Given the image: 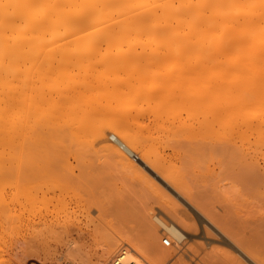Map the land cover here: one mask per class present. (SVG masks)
<instances>
[{
  "label": "bare ground",
  "instance_id": "1",
  "mask_svg": "<svg viewBox=\"0 0 264 264\" xmlns=\"http://www.w3.org/2000/svg\"><path fill=\"white\" fill-rule=\"evenodd\" d=\"M13 131L19 140L29 131L31 135L27 136L34 137V146L40 149L52 143L59 164L74 155L70 153L73 147L77 150L87 146L84 137L94 133V141L103 142L99 151L121 172L115 166L113 170L117 168L125 175L116 172V178L106 173L108 176L103 177L105 169H98L99 174L103 173L100 176L95 169L94 178L95 171L86 169V165L81 171L63 165L62 169L52 170L54 163L52 169L49 167L44 176L48 180L43 181L48 186L41 198L50 199L47 202L51 201L52 206L45 212L35 208L39 213L32 218L28 240L30 252L36 249L29 255H35L41 264H57L62 258L56 249L59 245L70 251L80 249L86 245L80 243L81 239L93 238L97 229L108 222L101 224V218L97 222L91 213L95 206L99 211L96 216L104 215L105 204L99 205V199L78 198L80 194H73L75 200L61 198L72 186L81 189L87 183L93 186L92 181L99 177L116 180L122 176L125 180L129 176L147 185L141 189L159 192L157 198L169 196L144 166L173 188L177 197L180 194L193 207L192 214L184 217L173 197L172 201L162 199L166 203L159 206L169 219L162 218L153 207L142 211L139 235L98 241L104 251L100 264H162L179 250L186 232L197 233L203 220L241 250L250 264H264V0H0V173L10 169ZM72 135L83 137L82 147L77 146L78 138L73 142L76 146L64 145L73 139ZM108 137L114 143H108ZM162 145L171 148L172 153L186 151L182 161L192 152L194 158H201L204 152L210 155L208 152L218 151L220 157L229 160L228 165H239V175L234 176L244 188L253 189V194L249 192L254 197L249 202L250 215L240 209L245 219L243 214L239 216V209L235 210L237 217L245 219L249 238L240 235L242 229L238 234L232 228L233 221L228 225L231 218L206 207L186 180L189 169H179L174 166L176 161L159 156ZM153 147H158V152ZM19 148L25 151L24 146ZM86 152L81 151L84 155ZM217 159L219 164L228 162ZM230 166L228 170L225 165L219 168L218 175L212 168L215 175L210 170L207 176L217 177L222 169L228 172L234 168ZM201 168L203 172L205 168L199 171ZM226 185L219 183L216 187L224 189ZM31 200L32 207L35 200ZM159 230L170 235L173 244L166 246L162 239L159 244ZM37 247L42 249L37 252ZM45 249H55L57 254H45ZM225 259L231 262L233 258L225 255Z\"/></svg>",
  "mask_w": 264,
  "mask_h": 264
},
{
  "label": "rangeland",
  "instance_id": "2",
  "mask_svg": "<svg viewBox=\"0 0 264 264\" xmlns=\"http://www.w3.org/2000/svg\"><path fill=\"white\" fill-rule=\"evenodd\" d=\"M26 63L29 65V62H26ZM13 115H14V120H15L14 112H13ZM16 115H17V113H16ZM13 133L15 135H13V137H12V143L13 144H12V150L10 153L11 154L10 155V161H11L10 169H8V171H6L5 174H4V172L0 173V264H32V263L41 264L39 262L38 258L36 259L35 255H34L35 256L34 259H33L34 256L32 257L31 255H29V253L33 252L36 249H34L35 248L34 247L33 250H31V252H30V246L28 244V240L31 236L30 233L32 232V230H31L32 225L31 224H32L33 219L37 218L39 212H41V211L45 212L48 210L47 208H51V206H52L51 201L47 202L50 199H48L46 201L45 200L46 197H45V199L41 198V197H43L42 192L48 186V184H45V183H44L45 185L43 184V181H45V179H46V178H44V176L46 177L45 172L47 170H50V168L55 164V166L52 167L53 169L51 168L52 170L56 169L57 167H58V169L59 168L62 169L64 166H68V167L72 166V167L76 168V171H79L80 168H82L83 170H86V169L89 170L90 169V171H92L94 173L95 169H96V171H98V169H100V170L105 169V171H103L104 175H102L103 173L99 174L100 170L97 172V174H99V176L102 175L103 177H107L108 175L109 176L111 175V176H113V178H116L118 176V175H116L117 168L119 171L121 169H119L120 167L117 166L116 163L112 165V163H114V162H112L108 157H106V155L103 154V152L99 151L102 148L103 142L98 141L99 139H97V141H94L95 140L94 139V137H95L94 133L91 134V132H90L88 137L87 136H86V138L84 137L85 142H86V139L88 140L86 143H87V146L90 145L89 146L90 148L89 147L87 148V146H85V147L81 146L80 140L83 137H76L75 135H72L73 139L72 140L68 139L70 141V143H68L69 142L68 140H66L68 142L65 143V140L63 139V144L65 143L64 145H66L68 148L74 142V139H76V141H77V138H78V141H80V144L77 143V146H79L78 148L82 147L80 149L75 150L74 148H76V147L72 146L74 152H70V153H72L74 155H71V156L68 155L70 158L66 157V160L67 159H69V160H67V161L65 160L66 162L64 161V164L63 163L59 164L58 161L56 160V156L54 155V152L52 150V146H53L52 143H50V144L48 143L44 146L45 148L42 147L40 149V147L37 148L34 146V137L32 138V137L27 136V133L29 135H31L29 133V131H27L25 137H20V140L22 142L18 139V137H16L17 133L15 131H13ZM110 134L111 133L108 132V136ZM92 136H94V137H92ZM69 138H72V137H69ZM24 140H25V142H24ZM29 140H31V141L29 142ZM90 141H93L94 144L93 143L92 144H93L94 149L91 147L92 144H90L91 143ZM111 142L114 143V141H112L108 137V143H111ZM20 143L24 144V145H20ZM29 145H31L32 147ZM72 145L76 146V144H74V143ZM16 146L18 147L17 149H19V151H16L17 150V149H15ZM19 146H24L25 151L27 150L28 156L24 155V154H26L25 151H23V150L20 151ZM162 146L159 147L160 148L159 156H161V154H162V156H166L169 161H170V159H171V162L174 160L173 163L176 161L175 164H177V166L176 165H174V166L178 167L179 169L181 167H184L185 171L187 169H189L186 171V176H185L186 180L188 179L189 184L192 185L193 191L195 189L198 192V193H196V191H194L198 195V197L201 198V201L206 204V207L209 208L210 210H213L217 214H220L224 218L225 217H227L228 219L231 218V220L227 219L228 221H230V223H228V225L233 224L232 223V221H233L234 222L233 225H235V227H233V225H232V228L233 229L235 228L234 230L236 232L238 231V234L243 231L240 234L242 237L245 236L243 238H246V236H248V238H249L250 233L248 232V228H246V225L244 222L246 219L245 218L246 216L243 212H246L247 216L250 215V214H248V213H250L249 212V210H250V203L249 202H250V199H253L254 197L253 198L250 197L249 192H252V194H253V191H252L253 189L252 188L250 189L249 186H246L243 184L244 186H246V188H248V189H246L242 186V184H239V180H237L238 179L237 175H239V173L237 174V172H239V170H240L238 168L239 165L235 166L234 163H231V166H234V168L232 167V169H236V172H235V170H232V169L229 170L228 172L225 171L224 169H222L223 172L225 171L224 172L225 175L222 174L223 172H219V174H220L219 176H220V178H222V176H224L225 178L224 179L222 178V180L218 179L219 181L218 180L216 181L217 177H219V176H217L218 171L220 170L219 168H221V167L224 168V165H225V167L230 166L227 164V163H229V160L222 158L223 157L222 154H221L222 157H220V153L218 154V151H215L212 153L208 152V154L210 153V155H207V154L204 155L205 152L202 155L203 152L202 153L200 152L201 154H199V155L200 156L202 155V157L204 159L202 157L201 158L200 157L194 158V157H196V154L194 155V152H192V154L194 155L193 156L191 154V157L193 156L192 158L188 157L187 159L182 161L181 158H186L185 157L187 155L185 153L186 151L182 152L180 149V150H177V152L179 151V152H181V154L179 152L175 153L174 151H173V153H174L173 154L171 151L172 150L171 148L170 149H169V147L164 148V146L163 147ZM30 147L33 149L32 151L34 152V154H33V152H31ZM71 148H69V149H71ZM156 148H158V147H153V149H155V151L157 150V152H158L159 148L158 149H156ZM86 149L88 150L87 152L85 151ZM161 150H163V151L161 152ZM81 151L86 152L87 155L85 154L86 155L85 156L83 153H81ZM152 151L153 152H151V150H150L151 153L158 154L157 152L155 153L154 150H152ZM168 151H169V153H168ZM22 152H24V153H22ZM92 153H95L96 156L93 155ZM184 153L186 155L184 157L183 156L181 157V155H184ZM189 153H191V152H189ZM195 153H196V151H195ZM81 154H83V157L84 158L86 157V158L85 159L82 158ZM215 154H217V156ZM212 155L214 158L211 157ZM128 156L130 157V155H128ZM175 156H177V159ZM173 157H175V159ZM197 157H198V154H197ZM218 157L220 158V161L226 160L228 162H226V163L224 162L225 164H223L221 162V164H219V159H217ZM77 158H79V159H77ZM130 158L132 159V156ZM81 159H82V161H81ZM132 160L134 161V159H132ZM217 160H218V162H217ZM137 161H139V160H137ZM88 162L90 164H87ZM48 163L49 164L52 163V165L51 164L48 165ZM109 163H110V166H109ZM217 163L220 165V166L218 165L219 168L216 166ZM198 164L201 166H199ZM222 164H223V166H222ZM62 165H63V167H62ZM79 165H81L82 167ZM113 166L117 167V168L114 167L116 169V171H115V169L113 170ZM188 166H189V168H188ZM202 166H203V169L205 168L204 170H206V171L203 170V172H202V168H201V171H199L200 170L199 168ZM85 167H86V169H85ZM194 167H195V170H194ZM77 168H79V170ZM144 168L147 170L148 173L150 171V174L152 173L153 177L156 180H158V182H160L163 185V187L165 188V190L169 193V196H162L163 200H164V198H165V200L167 198L166 201H172L170 198L173 197L174 203L180 205V211H181L180 213L184 217L192 214L193 207L189 203H187L179 193H178L179 195L177 197V195H176L177 192H175V190H173V188H171L168 184H166L159 176L157 177V174H155L149 167L144 166ZM212 168L215 169V171ZM109 169H110V171H109ZM111 169L113 171H111ZM207 170H209V171H207ZM210 170H212V173H213V171H214V173L217 172V175H216L217 177H214V178L213 177L211 178L210 176L208 177L207 172H210ZM227 170H228V167H227ZM96 171L94 173V178H95V176H97ZM192 171H193V173L191 174ZM183 172H184V169H183ZM187 172H188V174H187ZM105 173L108 175H105ZM119 173L117 172V174H119ZM205 173H207V174H205ZM196 174H197V176L200 175V177H198V178H200L201 180L197 179ZM234 174H237V175L234 176ZM114 175H116V176L114 177ZM120 175L123 176L124 174L120 173ZM204 175H206L207 178L204 177ZM227 175H229L231 177L228 178ZM121 177H120V179H116V180L112 179V178H110L111 180H108L109 177H108V179H102L101 180V177H99L102 182L99 180V178L95 179L94 182L92 181V183H91V184H94V183L95 184L91 187L89 186V183H87L88 186L81 187V189L78 186L79 190L77 189V186H75V188L72 186L73 190H72V188L69 187L71 190L68 189V190H66V192L63 193L64 196L66 195V197H63V195H62L61 198H63V199L65 198L66 201H69L71 199L75 200L76 198L73 197V194L75 197H77V195L80 194L78 198L89 196L90 198L93 197L96 200L99 199L97 201L98 204L102 205V206L105 204L104 208H106V209L109 208L110 210L104 209L105 210L104 211L105 213H103L104 215H101L102 217H100V216L98 217V216H96L97 213L99 214V211H97V208L95 206L91 207V209H92L91 213L95 216V218L97 217L96 220L97 219L99 220L101 218L99 220V222H101V224H102V222H106V221H108V222L102 224V227L104 226L103 228L100 227L99 229H97L99 232L96 231L94 234L96 238L93 235V238H92V236H88V238L81 239L82 242L80 241V243H83L84 245L85 244L86 245L84 247L83 246L80 247V249L78 248V249H74V250L70 251L69 249L67 250V246L65 247L63 245H59L56 248L57 250L59 249V251H57V250L56 251L58 253V257H62V258H61V260L59 259L61 261V263L59 261V262H57V264H80V263L81 264H100V261L102 260V258L104 256V251L102 250L101 245H99L98 243L101 242L103 238H104L103 240H105V239L113 240L119 235H121V236L139 235L141 229H139L140 223L138 224V221H139L138 218L140 217L141 212L146 210V209L153 207L156 210H158V212H159L158 215H161L162 218L165 216L164 217L165 220L169 219V217L167 216V214L164 212V210L161 207L162 204H160V203H166V202H164V201L162 202L161 201L162 199L157 198L159 192L155 193L156 190H154L153 188H152V190L147 189V188L141 189V188H144L143 186L146 187L147 185H144V183H141L140 181L135 180V179L130 180V179H133L134 177L131 178L129 176H126L125 180H123L124 178L122 179ZM127 177H129V179ZM194 178L197 179L196 182H193ZM228 179H230L232 181V183L234 181V183L232 184L233 186L235 185L234 187L232 185L230 186V184H228L229 182L231 183V181H229ZM46 180H48V179H46ZM103 180L105 182H103ZM112 180H115L114 183L117 181L118 182L114 184L112 182ZM126 180H128L127 183H126ZM240 180L244 181L243 178ZM199 181H201V182H199ZM225 182L227 183V185L225 186L224 189H222V188L219 189V187H216L217 184L219 186V183H220V185H223ZM214 183H216V184H214ZM241 183H243V182H241ZM244 183L246 184L245 181H244ZM96 184H97V186H96ZM132 184H133V186H132ZM98 185H100V187H98ZM43 186H44V188H42ZM196 186H197V188H195ZM236 186L239 189H237ZM240 187H242L243 189ZM150 188H151V186H150ZM209 188H210V190L212 189L210 192L211 194L209 193V191H210ZM227 188H229V189H227ZM102 189H104V190H102ZM218 189L220 191H217ZM221 189L222 190L226 189V192L227 191L228 192L227 193L224 191L221 192L222 191ZM81 190H83L85 192H83ZM101 190H102V193L104 195L101 193ZM243 190H244V192H242ZM97 191L100 193V194L98 193L99 195L95 194V193H97ZM214 191H216L217 193ZM77 192H78V194H77ZM83 193H85V194L87 193V194L86 195L84 194V196H83ZM242 194H243V196H242ZM31 195H36V197H37L36 198L35 196H32L33 201L35 200L34 201L35 203L33 202V204H35V205L32 207H31V205H32ZM100 195H102V196H100ZM160 195L161 194H159V196ZM49 196H51V195H47V197H49ZM246 196H247V200H245ZM259 196L260 195H258V196L256 195V197L261 198V196L260 197ZM29 198H31V199H29ZM174 199H176L177 201ZM29 200L31 203H29ZM116 202H118V203H116ZM47 203H48V205H47ZM168 203L169 202H167V204ZM182 203H184L185 205H183ZM43 204H45V207L41 208L42 206H44ZM159 205H161V206H159ZM164 205H163V207H164ZM186 205L188 207H186ZM35 208L39 212H37V210ZM45 209H47V210H45ZM93 209H95V210H93ZM238 209L239 210L240 209L245 210V211L243 210V212H241V210H240L241 214L239 215V216H242V214H243L245 219H243L242 217H239V216L237 217V215L239 214L238 213L236 215V212L238 211ZM235 210H237V211L235 212ZM194 212H195V210H194ZM108 213H110L111 216ZM91 215H89L90 218L93 216V215L92 216ZM105 216H108V217H105ZM106 218H107V220H106ZM109 218H110V220H109ZM87 219H88V217H87ZM239 219L243 222L244 225H242V223H240L241 221L240 222L235 221V220H239ZM98 220H97V222H98ZM102 220H105V221H102ZM236 223L238 224V226H240L239 229H236L237 228ZM205 227H206V229H205ZM100 229H101V231H100ZM240 229H242V231H240ZM160 231L161 230H159V233H161ZM111 233H112L113 237L111 236ZM164 235H166V234L162 231V233L159 235L158 243L159 242L161 243V239H163L162 237ZM186 235H187V238L183 241V243H180L179 250H177L175 253H173L172 255L168 256L165 260H163L162 264H232V263L236 264L235 262H238L239 264H241L240 261H242V264H250V262H251L249 260V258H247V256H245V254H243V252H241V250L235 248V246H233V244L226 242L227 238H225V236L221 235L220 232L215 227H213V225H211V223L207 222V220L200 221V228L198 229L197 233L196 232H190V233L186 232ZM83 240H84V242H83ZM202 240H204V241H202ZM95 241L97 242V244L95 243ZM93 244L94 245L96 244V245L94 246ZM172 244H173V241H172ZM96 246H98L99 248H97ZM38 248L39 247H37V252L39 249H42V248H39V249ZM194 248H196V249H194ZM190 249H193V251L192 250L190 251ZM234 250L237 251V254H236V251H234ZM56 251H55V249H52L51 251L45 249L44 253L45 252L46 253L47 252L56 253ZM194 251H196V252H194ZM228 251H229V253H227ZM44 253H42L43 256H44ZM59 253H61V254H59ZM238 253H240V255H242V256H245L243 258H245L247 261H244L242 259V257H240L238 255ZM213 255L214 256L216 255V256L212 258ZM219 255L221 256V258H223V260L220 258ZM225 255H230L233 258L232 261L230 262L229 259L226 260ZM207 258L210 261L207 260ZM186 259H187V262H186ZM233 260L234 261L237 260V261L234 262Z\"/></svg>",
  "mask_w": 264,
  "mask_h": 264
},
{
  "label": "built area",
  "instance_id": "3",
  "mask_svg": "<svg viewBox=\"0 0 264 264\" xmlns=\"http://www.w3.org/2000/svg\"><path fill=\"white\" fill-rule=\"evenodd\" d=\"M165 237H163L162 239V243L166 246H169L172 244V238L170 237V235L166 234L164 235ZM119 260V259H118ZM128 264V263H127Z\"/></svg>",
  "mask_w": 264,
  "mask_h": 264
}]
</instances>
